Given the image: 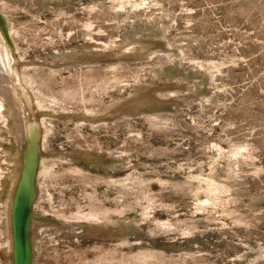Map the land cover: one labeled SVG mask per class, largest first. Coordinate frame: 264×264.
Returning <instances> with one entry per match:
<instances>
[{"label": "rangeland", "instance_id": "obj_1", "mask_svg": "<svg viewBox=\"0 0 264 264\" xmlns=\"http://www.w3.org/2000/svg\"><path fill=\"white\" fill-rule=\"evenodd\" d=\"M0 31L19 75L34 73L45 102L61 97L57 111L115 115L80 126L43 113L54 131L38 139L32 264H264V0H0ZM89 36L129 53H84ZM156 113L182 129L150 125ZM58 155L59 172L39 184L41 159ZM66 159L89 171L66 172ZM192 175L226 190L199 207ZM8 181L0 196L12 202ZM79 208L102 210L122 234L86 233L96 224L73 217ZM4 217L0 199V243ZM45 228L56 230L35 232Z\"/></svg>", "mask_w": 264, "mask_h": 264}, {"label": "bare ground", "instance_id": "obj_2", "mask_svg": "<svg viewBox=\"0 0 264 264\" xmlns=\"http://www.w3.org/2000/svg\"><path fill=\"white\" fill-rule=\"evenodd\" d=\"M2 39H3V36L0 31V123L5 124L4 133H6V136L0 133V141H1L0 142V190L2 189L4 190L5 187H8V182H9L8 180H12L13 181L12 184H16L15 182L18 181L21 175L20 174L21 169H20V165L18 161L19 156H18V152L15 149V147H17V143H18V147H21L23 141H25L27 138L28 139L27 144L29 145V150L32 149V144L35 143V139L37 137L38 139L42 141L43 147L44 145H46V142L48 143V137L54 131L53 127L50 126L52 125L53 120L48 115H43L44 112L45 113L48 112L49 114L51 113V115L52 114H55V115L58 114V115H64V116L69 115V114L76 115L77 118L79 119L78 121L76 120L74 121L79 122L81 120L79 122L80 126L84 125L83 119L87 117L97 118V116L98 117L104 116L103 117L104 120H109L115 116L114 114L106 113V111H103L98 108L82 109V111H80L79 113L77 112L76 113L74 112L64 113V112L57 111L55 107H53L51 104L55 106L54 102L55 101L60 102L61 97L58 98V97H55L54 95L53 96L48 95L50 97H53V99L51 100L49 99L48 102H45L46 98L41 97V94H44L43 92L44 90L41 89L42 87L40 88V86L38 85L39 83H41V81L38 80L37 77L34 75V73L31 71L25 70L23 71L22 76L19 75L18 70L15 67H13V60L11 58L9 49ZM87 39L88 40L85 41V43L83 44V48H82L84 50V53L93 54L100 50L99 52L101 53L100 55H104V56L107 55L110 57H118L125 53H129V50L126 48L127 46L124 43L116 45V42L114 41L101 42L90 36L89 38L87 37ZM56 60L58 59H55V61ZM62 61H69V59L64 58L62 59ZM26 67L27 66H25L24 68L26 69ZM56 74H58V70L52 71L49 77H52L54 75L56 77ZM64 91L66 90L64 89ZM64 91L62 93L63 94L66 93L65 96H67L70 93V92L64 93ZM29 92L35 98L37 109L39 110V112H42V114H40L39 121L32 120V118L34 119L36 118V116L32 113L30 114V111L32 109V103H31L32 101L28 97L30 95ZM62 97H64V95ZM140 106L141 104L137 103L136 105L132 106V109L136 110ZM132 109L130 110L132 111ZM125 112H128V111H125ZM145 120H147L152 126L156 125L159 127H163V126L165 127V125L170 124V127L175 130L182 129V126L179 121L173 119L171 116H167L163 114H158V113L149 114L145 116ZM80 126H77V127H80ZM2 142H4V145H1ZM74 146H76V148H72V149L81 150L84 152L98 153L101 151L100 154L108 153L107 151L103 149L96 151L94 150L95 148L92 149L89 145L88 147H84L77 143V145H74ZM12 148H14L15 150ZM43 150L46 151V149H43ZM234 154L239 156L238 154H242V153L239 150H234ZM63 158H65L63 155H58L55 157H43L41 159V165H40L41 168L38 172V177H37L41 181L39 182V184H42L43 181L46 182L45 180L46 178L53 177L54 174L59 172V169H57L58 168L57 163ZM88 159H90V157H88ZM66 161L68 162V165L65 168L66 172L83 173L84 171L85 172L89 171L88 168L83 167L78 162H72L69 159H66ZM113 169L114 168L111 167L109 171H112ZM27 170L28 169L24 170V172H26ZM103 170L104 168H100L98 171H96V173L100 176L101 175L100 173ZM30 171H29V175H31ZM191 177L193 179L195 178L199 179V183L196 186V188L189 190L192 193V196L194 197L199 207H202L205 204L207 205L208 204L207 202L214 204V201H217V199L215 198L217 197L218 193L224 192L226 190L225 185H223L222 183H217L211 178L202 179V177L200 178V176H195V175H192ZM27 182H28V179L25 178V183ZM35 183L36 182L34 180V186H35ZM23 187L24 186H22V190H21V200H20L21 206L23 204V198L25 196L24 194L25 191ZM36 187L39 190L37 183H36ZM11 188L13 189L12 186ZM10 198H11V192L9 194V199H4L3 196H0V199H2V205H4L5 207V217L4 218L6 221L5 224L2 222L5 227L2 228V242L0 243V249H1L0 264H12V235H11V215H10L12 202H10ZM12 199H13V196H12ZM72 216L79 218V220L87 219L90 224H96V226L94 225L95 227L91 226V228L88 229L86 233L99 234L102 236H106V235L112 234L113 231L116 230L117 234H122L118 230L117 223L119 221L116 220L117 221L116 224L113 221H110V218L108 217V215L100 209L90 208L89 211L84 212L82 209L79 208L75 211V213ZM136 221L137 220L132 219L130 222L131 224H136ZM100 222L102 223L99 224ZM112 222L115 224V227L108 228L107 224L112 223ZM36 225L37 223L33 222L32 220L31 229H33ZM55 230L56 228L54 229L45 228L42 232L40 231H35V232L42 236L44 233L53 234ZM33 232H34V229H33ZM43 240L45 241V239Z\"/></svg>", "mask_w": 264, "mask_h": 264}, {"label": "water", "instance_id": "obj_3", "mask_svg": "<svg viewBox=\"0 0 264 264\" xmlns=\"http://www.w3.org/2000/svg\"><path fill=\"white\" fill-rule=\"evenodd\" d=\"M39 141L35 139L32 149L24 143L22 170L23 174L17 182L11 204V235H12V264H32V244H31V210L35 199L34 188L35 172L38 167ZM31 164V165H30ZM28 169L26 172L24 170ZM31 170V171H30ZM29 171L30 174L29 175ZM25 178L28 182L25 183ZM24 186V198L21 206V190Z\"/></svg>", "mask_w": 264, "mask_h": 264}]
</instances>
